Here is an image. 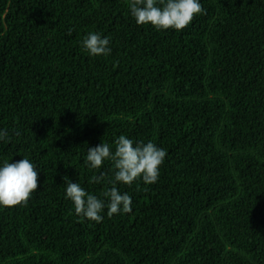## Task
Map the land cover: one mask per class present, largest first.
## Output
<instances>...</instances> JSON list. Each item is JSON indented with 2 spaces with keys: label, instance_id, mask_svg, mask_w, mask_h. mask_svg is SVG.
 <instances>
[{
  "label": "trees",
  "instance_id": "1",
  "mask_svg": "<svg viewBox=\"0 0 264 264\" xmlns=\"http://www.w3.org/2000/svg\"><path fill=\"white\" fill-rule=\"evenodd\" d=\"M201 3L157 31L130 0H0V163L39 171L26 205L0 208V264H264V0ZM90 31L109 56L83 50ZM120 135L167 156L155 184L118 185L130 213L96 223L67 178L102 197L91 177L115 169L87 150Z\"/></svg>",
  "mask_w": 264,
  "mask_h": 264
},
{
  "label": "clouds",
  "instance_id": "2",
  "mask_svg": "<svg viewBox=\"0 0 264 264\" xmlns=\"http://www.w3.org/2000/svg\"><path fill=\"white\" fill-rule=\"evenodd\" d=\"M130 11L137 25L152 26L157 31H183L195 17L207 10L201 0H130ZM83 50L91 57H107L112 48L110 38L90 31L82 39ZM16 135H19L17 132ZM5 129H0V142L10 141ZM167 151L152 141H136L120 135L113 144L102 141L87 150L85 164L100 170L104 163L114 166V178L105 180L103 172L93 175L90 183L106 182L111 185L101 196L87 191L80 183L67 178L66 199H69L77 215L101 223L105 212L111 217L132 211V197L121 193L119 184L131 186L142 181L145 185L158 182ZM12 160V159H11ZM38 167L27 157L0 163V208L26 205L38 189Z\"/></svg>",
  "mask_w": 264,
  "mask_h": 264
}]
</instances>
